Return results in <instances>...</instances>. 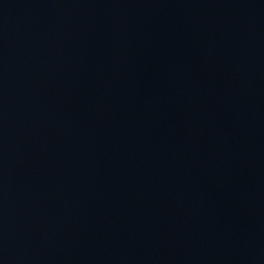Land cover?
Masks as SVG:
<instances>
[{"label": "water", "instance_id": "water-1", "mask_svg": "<svg viewBox=\"0 0 264 264\" xmlns=\"http://www.w3.org/2000/svg\"><path fill=\"white\" fill-rule=\"evenodd\" d=\"M0 264H264V0H0Z\"/></svg>", "mask_w": 264, "mask_h": 264}]
</instances>
